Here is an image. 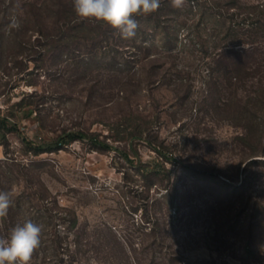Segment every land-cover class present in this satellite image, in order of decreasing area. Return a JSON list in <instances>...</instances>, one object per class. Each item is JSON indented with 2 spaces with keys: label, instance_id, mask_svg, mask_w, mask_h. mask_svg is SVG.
I'll use <instances>...</instances> for the list:
<instances>
[{
  "label": "rangeland",
  "instance_id": "obj_1",
  "mask_svg": "<svg viewBox=\"0 0 264 264\" xmlns=\"http://www.w3.org/2000/svg\"><path fill=\"white\" fill-rule=\"evenodd\" d=\"M57 1L0 0V113H12L19 131L32 141L82 130L111 148L73 140L34 155L24 149L17 131L6 133L0 173L8 177L0 176V191L11 193L10 212L18 222L42 226L41 245L30 264L67 259L66 244L56 256L47 237L54 228L63 234L73 215L77 223L65 240L70 242L77 231L89 233L92 241L78 251L87 257L82 264H148L152 256L155 264H264V227L255 233L260 235L253 244L257 255L246 256L248 215L239 200L223 196L218 183L194 178L188 168L173 163H165L172 170L169 182L143 176L134 165L138 159L142 165L154 162L157 154L145 138L131 142L124 136L130 126L146 124L147 135L178 160L232 184L241 182L247 162L255 160L249 169L252 189L255 199L264 202V109L260 99L254 100L260 74L253 63L246 67L249 72H238L240 82L227 90L216 81L219 53L249 48L241 41L247 38V17L251 6H262L264 0H238V7L221 17L211 14L217 7L205 0H186L159 22L139 21L132 39L118 31L87 46L79 42L44 52L39 32L54 26ZM232 10L235 14L226 18ZM13 18L17 27L11 26ZM230 26L240 44L227 45L232 40L224 34ZM256 57H264V40ZM25 93L30 113L13 105ZM247 100L256 110L252 124L240 112ZM227 102L240 106L230 108ZM248 125L250 136L242 139ZM110 126L119 128L121 138ZM250 150L256 154L249 157ZM41 183L55 200L49 211L34 196ZM170 183L176 186L171 207L164 197ZM112 234L120 242L114 244L116 259L108 255Z\"/></svg>",
  "mask_w": 264,
  "mask_h": 264
},
{
  "label": "trees",
  "instance_id": "obj_2",
  "mask_svg": "<svg viewBox=\"0 0 264 264\" xmlns=\"http://www.w3.org/2000/svg\"><path fill=\"white\" fill-rule=\"evenodd\" d=\"M195 0H188V2H192ZM207 3L210 4L211 7L216 8L215 11H212L211 14H215V16L221 17L222 14H229V8H237L238 7V0H227L223 3H220L219 0H205ZM58 10L56 13L57 19L54 21V26H52V29L50 31H40V38L47 39L44 42V47L42 50L44 52H49L50 50H53L54 48H59L60 46L64 47H71L73 44H78L79 42L85 44L87 46V43H94L98 42L99 40H102L105 37H111L115 35L118 30L111 28L108 25L102 24L100 22H97L95 20H86L78 17L74 11L73 7V0H58ZM34 4H31L33 6ZM253 7V8H252ZM175 7L172 6L171 0H161L160 7L157 11L147 14V15H140L137 16L136 19L139 21H147V22H153L156 23L157 21H161V16H165L167 12L172 11ZM252 11L251 15L249 14L247 19L249 20L247 29V38L241 40L242 42H246L249 44V48L245 50L244 53H238L235 51H230L228 49H225L219 53V59H217L216 64V81L218 83V88L221 87L222 89L227 90L234 84H237L240 82L238 79V72L246 70V67H252L253 63L256 67L255 71H257L259 75L258 83H259V93L255 96L254 100L260 99V102L262 103L260 110L264 109V57H256V54H258V45L261 43L262 40H264V5L259 6L254 5L251 6ZM36 9L39 10L37 7ZM224 9V10H223ZM32 14H36L34 12V9H30ZM235 13L232 10L230 15H226V18L228 16H233ZM231 31H234L233 27H228L226 30V33L224 34V38L228 37L231 38V43L227 45H237L240 44L241 41L237 39V35ZM231 35V36H230ZM235 39V40H234ZM49 40V41H48ZM49 44V45H48ZM47 45V46H46ZM229 53L235 54L236 57H233L232 55H229ZM260 55V54H259ZM244 68V69H243ZM27 94L25 93L24 96L16 101L13 105L17 107V110L23 113H30L32 111V107L30 106V102L27 101ZM250 100H247V103H245L243 106H241L242 110L240 111L242 114H244V118L252 124L253 116L256 115V110L253 108V104H249ZM230 102L225 103V105L229 106L236 103ZM237 106V105H236ZM238 106H240L238 104ZM237 106V107H238ZM231 108V107H230ZM234 108H232L233 110ZM235 110V109H234ZM12 115V113H11ZM11 115L7 114H1L0 113V143H6V133L11 131H17L20 141L24 149L34 155L43 153V152H51L58 150L62 148L64 145L72 142L73 140H89L94 146L98 148H111V145L105 140L100 139L97 135L87 133L82 130L78 131H63L56 135L54 138H51L49 140L42 139L41 141H32L28 139L24 134H22L19 131V128L17 126V123L12 119ZM119 124H117L118 126ZM146 125V124H145ZM142 123H136L132 126H130V129L127 130L124 136H127V138L132 142L135 138H145V140L150 144L151 148L155 153L157 154V158L154 162L144 164L142 165L140 159H138L137 165H134L136 169L141 172L143 176H146L147 178H156L157 176H161V180L165 179L168 182L171 179V169L165 166V163H173L177 166L185 167L190 170V174L195 177H201L209 182L212 183H218L223 187L224 190H222V195L225 197L234 198L236 200H239L240 204L242 206H245L246 212H247V219L245 218L244 226L246 227L247 237H248V247L246 248V256L247 257H254L257 255L256 250L253 247V244L257 241V237L260 236L258 234H255L258 230L262 227H264V202L257 201L255 197H257V194L253 193V180L254 175L250 173V167L257 162L255 160H250L247 162L245 170L247 173L243 177L240 183L238 184H232L228 181L219 179L218 177L215 178L211 174H206L203 171H197V169L193 168L191 165H188L183 159L178 160L174 153L169 150L163 143H155L153 139H151V135H147V132L149 130V127L145 126ZM115 126H110L111 130L116 129V136H118V130L119 128ZM252 126L248 125L247 132L244 135H241L242 139H248L250 136V132L252 130ZM145 134V136H144ZM121 138V137H117ZM124 153V157L128 158V154L120 151V153ZM254 151L250 150V153L248 154L249 157L252 155H255ZM136 156V152H135ZM161 158V159H160ZM132 162V161H131ZM264 163V162H261ZM261 165V164H258ZM10 175L12 176L11 172ZM0 176L3 178H7L8 175L4 172L0 173ZM230 178V177H229ZM232 180H235L233 177H231ZM42 185V186H41ZM173 185V184H172ZM171 183L168 186H165L166 188V194L164 197H167V200L169 201V207L174 206L175 198L174 195L176 194V186L173 185L172 187ZM40 188L34 190V196L40 201L41 207H44L47 211L50 210L48 207L49 204L55 203V200L50 199L48 189L43 186V183H41ZM255 199V201H254ZM12 206L9 209L8 215L2 219H0V226H4L3 228H0V238H7L11 230L7 229L6 226L11 225L13 228L16 225H22L23 222H18L16 219L15 212L11 211ZM63 218V217H60ZM69 220V226H67L66 231L61 234L59 230L52 229L50 232V236L47 237V240L50 241L52 244H54V249L57 250L58 253H56V256H59V248L63 246L65 243L64 248L67 252V259H63L60 257V263L62 264H72L73 262H78L82 264V260H87V257H83L82 255H78V251L81 250V248L87 244V242H92L88 235H84L85 233H80L77 231H73V239L70 242H67L65 238L68 236L69 228H74L77 223V217L73 215ZM35 223H38V221H35ZM155 225H158V221L155 220ZM68 230V231H67ZM260 234V232H259ZM87 236V237H86ZM94 236V235H90ZM112 244L109 246L110 250L108 251V255L111 259L118 258V255H115L116 249L114 244L120 243L117 238H115V234H112ZM96 240L102 241L103 238L95 236ZM93 239V238H92ZM45 241V240H44ZM110 244V243H108ZM70 246L74 247V251L69 248ZM63 248V247H62ZM123 249V247H122ZM37 252V249L35 250ZM124 255L125 249L123 250ZM156 260L155 257H151L148 261V264H155Z\"/></svg>",
  "mask_w": 264,
  "mask_h": 264
},
{
  "label": "clouds",
  "instance_id": "obj_3",
  "mask_svg": "<svg viewBox=\"0 0 264 264\" xmlns=\"http://www.w3.org/2000/svg\"><path fill=\"white\" fill-rule=\"evenodd\" d=\"M186 0H171L175 8H182ZM161 0H73L76 15L95 20L119 31L124 39L136 36L139 27L137 16L157 11ZM12 27L18 23L13 18ZM10 192L0 191V219L8 215L12 205ZM42 226L32 220L16 225L7 238H0V264H30L36 249L41 245Z\"/></svg>",
  "mask_w": 264,
  "mask_h": 264
}]
</instances>
